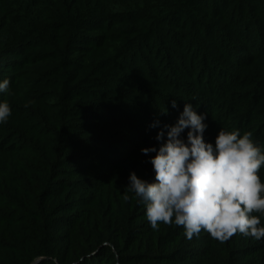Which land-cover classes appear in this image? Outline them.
<instances>
[{"label":"trees","instance_id":"obj_1","mask_svg":"<svg viewBox=\"0 0 264 264\" xmlns=\"http://www.w3.org/2000/svg\"><path fill=\"white\" fill-rule=\"evenodd\" d=\"M4 79L0 264H264V238L153 230L129 187L186 103L264 151V0H0Z\"/></svg>","mask_w":264,"mask_h":264},{"label":"clouds","instance_id":"obj_2","mask_svg":"<svg viewBox=\"0 0 264 264\" xmlns=\"http://www.w3.org/2000/svg\"><path fill=\"white\" fill-rule=\"evenodd\" d=\"M10 81L0 82V93H6ZM27 106V105H26ZM176 107V101H172ZM166 112V111H165ZM11 115L9 103L0 102V123ZM204 116L186 103L178 121L165 125L157 133L163 141L150 163L155 181L148 182L133 172L129 187L146 205V218L153 230L159 224L182 226L188 239L201 231L223 243L236 234L264 238V151L252 139V132L220 130L214 145L204 140L207 125ZM155 127V125H153ZM187 131L186 140L182 133ZM128 200V195H125Z\"/></svg>","mask_w":264,"mask_h":264}]
</instances>
